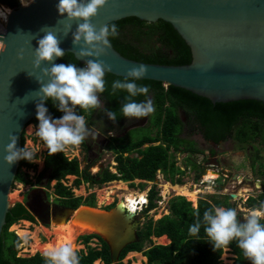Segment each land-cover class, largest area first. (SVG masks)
Returning <instances> with one entry per match:
<instances>
[{
    "label": "water",
    "instance_id": "95a60500",
    "mask_svg": "<svg viewBox=\"0 0 264 264\" xmlns=\"http://www.w3.org/2000/svg\"><path fill=\"white\" fill-rule=\"evenodd\" d=\"M18 1L16 8L3 6L11 12L0 34L6 47L0 53V242L11 209L9 196L21 162L7 166L3 150L9 135H15L17 148H22V133L36 116L37 100L33 92L41 85L35 79L39 70L34 71L32 65L37 39L44 35L40 29L52 28L62 38L60 47L65 54L72 55L82 66L86 63L76 56L79 46L72 45V32L78 22H73L72 31L63 37V18L56 11L58 0H32V3L29 0L31 4L27 7ZM128 18L170 24L192 54L189 66L143 64L147 73L140 81L183 90L213 105L248 101L264 104V0H107L91 23L99 29ZM21 50L24 58L18 60ZM99 59L111 66L106 74L120 79L142 64L122 57L112 43ZM242 178L236 174L233 180ZM155 183H159L158 177ZM230 199H237V195H231ZM54 213L62 220L53 224L78 221L83 224L84 233L99 238L109 251L111 264H120L122 253L141 242L139 231L144 218L124 207V201L108 211L81 205L77 210L54 209Z\"/></svg>",
    "mask_w": 264,
    "mask_h": 264
},
{
    "label": "trees",
    "instance_id": "16d2710c",
    "mask_svg": "<svg viewBox=\"0 0 264 264\" xmlns=\"http://www.w3.org/2000/svg\"><path fill=\"white\" fill-rule=\"evenodd\" d=\"M18 5V0H0V6L13 9ZM114 23L119 30V35L109 39L113 48L122 57L148 65L172 67L191 65V50L170 24L161 20L157 23H148L137 18H128ZM59 63H75L77 67H83L69 54H65ZM116 79L120 78L105 75L106 91L101 94L100 99L105 109L118 112L116 122L122 123L127 119L120 116L119 109L126 93L121 92L117 96L110 95L111 84ZM137 83L146 85L150 89L147 96L137 97V101L151 99L155 106V112L150 115L149 132L144 133L137 141L127 142L126 138L117 139L118 144L115 147H110L116 156V173H111L106 169L93 176L89 167L81 169V163L77 158L70 160L65 153L49 156L46 152V168L39 176V180L46 174H48L49 184L55 180L57 182L55 192L64 198L65 206L76 209L81 205L93 207L94 204L93 197L85 202L82 197H74L72 190L63 184L68 176L77 178L74 182L75 187H80L83 183H88L90 186H101L109 182L122 181L130 182L131 188L138 187L145 191L147 184L137 185L135 181L155 182L158 173L161 172L167 182L173 185H183L184 172L176 165L175 154H196L202 153V150L196 148L195 142L190 137L181 136L186 123L181 119L180 112L185 114L189 121L188 125L202 133L207 142L219 143L231 136L234 142L243 147L253 146L260 137L264 143V104L262 103L248 101L213 105L206 99L183 90L167 87L164 84L149 81H137ZM45 106L52 118L57 119L63 115L51 101L47 102ZM94 111L91 115L83 112L80 114L85 115L86 120L89 121ZM28 124L36 126L38 121L34 118ZM262 128L263 130H261ZM24 144L25 131L22 133V148ZM84 144L85 142L82 145ZM126 153L137 155L131 157L126 156ZM259 153L257 150L258 161L261 158ZM22 168L29 170L35 166L31 162L21 160L15 181L22 180ZM259 175L264 177V170L260 171ZM22 182L28 183L24 179ZM262 200H264V196H262ZM158 201H160L159 191L154 186L145 214L156 209ZM256 201V199H250L249 206L254 207ZM222 206H226V204L214 199L213 201L201 200L198 207L194 208L192 203L184 197L173 198L169 204L170 214L158 221L150 219L145 223L139 231L141 242L128 247L122 253L120 264H123V261L131 253H144L149 260L148 264H221L220 259L224 250H229L237 257L235 264H250L235 242H232L227 248L213 251L211 244L207 241L203 226L198 239L188 234L189 226L197 219V212L202 220L204 211ZM20 219L30 218L26 216L25 206L16 204L10 209L2 232L0 264H46L45 256L39 254L30 258L18 257L19 247L22 243L9 229ZM163 237H167L171 244L169 246H154L153 239ZM92 239H97L101 243V249L97 251L88 248V254H82L80 257V264H94L97 260L102 264H111L109 251L99 238L95 236L83 238L86 244H89ZM147 244H151L153 247L148 252H144Z\"/></svg>",
    "mask_w": 264,
    "mask_h": 264
},
{
    "label": "clouds",
    "instance_id": "9594fccd",
    "mask_svg": "<svg viewBox=\"0 0 264 264\" xmlns=\"http://www.w3.org/2000/svg\"><path fill=\"white\" fill-rule=\"evenodd\" d=\"M20 2L22 6L27 7L32 0L31 3L29 0ZM106 3L107 0H58L56 4L57 13L63 18V37H67L72 31V23L78 22L75 31L72 32V45L74 48L79 46L76 56L86 61L83 67H77L75 63H54L65 55L60 47L62 38H59L50 27L40 29L44 35L37 39L32 65L34 71L39 70V76L35 79L41 85L38 91L33 92L36 94L35 119L38 121L34 135L49 156L73 151L89 137L91 133L85 115L80 114L81 112L91 115L94 110L102 108L110 121L115 122L118 119V112L105 109L100 99L101 94L106 91L105 75L111 71V66L99 58L111 47L109 38L117 37L119 30L115 23L105 24L99 29L91 23ZM10 12V9L0 11V20L7 22ZM5 50V43L0 37V53H4ZM23 58L21 50L17 54V59ZM49 64L51 67H41ZM146 73L147 68L140 64L128 70L122 79H116L111 84L110 95L126 93L119 109L120 116L125 119H142L155 112L151 99L144 101L136 99L147 96L150 90L148 86L137 83ZM49 101L63 114L60 118L54 119L49 115L45 106ZM29 128L33 129L32 126ZM8 141L3 150V161L7 166L10 167L19 160L37 162L35 151L25 146L17 148L15 135H9ZM212 190L209 186V191ZM147 198V203L142 205L143 208L150 204V196ZM196 215V221L188 228L189 236L198 239L203 226L213 251L227 248L235 242L250 264H264V204L249 209L243 223L239 222L237 210L234 208H209L204 211L202 220L198 212ZM44 256L46 264H80V258L72 243L50 247Z\"/></svg>",
    "mask_w": 264,
    "mask_h": 264
},
{
    "label": "rangeland",
    "instance_id": "374dc122",
    "mask_svg": "<svg viewBox=\"0 0 264 264\" xmlns=\"http://www.w3.org/2000/svg\"><path fill=\"white\" fill-rule=\"evenodd\" d=\"M185 117V116H184ZM186 118V117H185ZM92 124H89V130H90V135L89 137H92V142L95 144V139L93 136L95 135L96 128L94 127L95 125V120L93 118ZM32 126L33 129L29 128ZM150 123H148L145 127H135L131 128L130 131L126 134L124 138H126L127 142L130 141H137L139 137H141L144 133H147L150 131L149 129ZM34 129L35 126L33 124H28L24 131H25V144L24 146L32 149L35 151L36 154V161L37 162H31L35 168L27 170L26 168L21 169V175H22V180L24 179L28 183L25 184L22 182V180L15 181L14 186L12 188V191L9 196V203L11 208L16 204L19 203L23 200V196L25 192L27 191L32 184L35 183V180L37 177H39L45 170L46 168V163H45V157H46V149H43L42 143L38 140V138L34 135ZM263 130V128L261 129ZM99 132L102 135H105V127L99 126ZM35 138V139H33ZM106 139V136L103 137ZM123 139V138H122ZM193 139H195V144L196 148L199 150H202V153L204 154H199L194 157L195 162L198 163L202 160V158L205 156H208V148L203 143V139L201 136L196 135L193 136ZM117 141L115 143H110L109 146H104V153L100 157V159L97 160L96 164L90 169L91 174H97L100 172L99 170L101 169V166L103 169H108L111 173H116V166L117 163L115 161V153L113 150L110 149V147H115L117 145ZM254 150H250L248 153L247 150L240 149L238 143H234L231 141L230 143H224L221 146L218 147L217 151L219 153L217 154L218 158L222 157H229L230 162L229 163H223L219 161L220 166L222 168H225L226 171L235 174L238 173L241 175V177H251L252 179H258V178H264L259 175L260 171L264 170V143H262V138H259V141L254 144ZM259 151L260 163H262L261 166H259V163H255L256 161V151ZM65 155L70 159L77 158L80 163H81V169H85L84 164V157L88 155V151L84 149L81 146L79 148L65 152ZM186 154H177V162L179 166L186 167V160L185 157ZM48 177V174L44 176V178ZM159 178V183L156 184L155 182H140V181H135L137 185L140 184H147V188L145 191H142L140 188H131L130 184L131 183H125V185H121L120 183L114 184L116 182L112 183H106L101 186L93 185L90 186L89 184L83 183L80 187H75L74 182L76 181L75 176H68L65 181H63V184L67 187H69L75 197H82L83 201L85 202L86 200L91 199L93 197V207L96 210L99 211H108L110 208L115 207L119 201H122L124 195L127 193V191H132V192H147V196L150 195L151 190L153 189L154 186L157 187V190L159 191V197L160 201H158V206L156 209L151 211L149 214H145L143 212L141 215L143 216V225L147 223L150 219H154L155 221H158L159 219L163 218L164 216H167L170 214L169 211V204L170 201L175 198V197H184L181 196L180 193H178L176 190L171 189L167 195L164 196L165 192V185L170 184L166 182L164 175L159 172L158 176ZM214 179L218 177V175L213 176ZM195 173L193 171L188 170L183 177V182L184 184L181 187H188V189L194 191V190H201L202 194L197 197L196 202H192L186 198L187 201L191 202L194 208H197L198 202L200 199H205L208 201H213L214 199H219L222 198V196H219L216 194V191L213 189L212 191H209V189H205L204 187H201V185L197 184L195 185ZM240 180L239 182H241ZM57 184L56 181L51 182L48 185L49 192L51 194L55 193V185ZM172 186V185H171ZM231 189V193L234 195H238L239 199L236 202V207L238 211L244 210L243 208H247V197L248 195H253L252 197H255L258 193V190L254 188L247 187L245 185L240 186L237 189V185H231V187H228ZM226 188V189H228ZM229 190V189H228ZM225 193V192H224ZM20 195V196H19ZM214 198V199H213ZM82 206H87V205H82ZM145 210V209H144ZM246 215L248 213H245ZM76 222V223H75ZM72 224L73 227L79 226L83 227L80 222L75 221ZM66 223H61L60 225L53 224V227H57L55 230H44L42 227L39 225H36L35 227L29 226L28 222H20L15 225H13L9 231L14 232L16 236L20 239L21 241V246L19 247V258H30L33 257L37 254L44 256V253L46 250L49 249V247H55L57 244L61 245L60 242H58L59 237L62 236V230L66 231L67 229L70 228V225H67ZM71 227V230H75V228ZM77 227V228H79ZM79 231V230H78ZM84 232V230H82ZM80 232V233H82ZM41 237V238H40ZM57 237V238H56ZM89 237L88 233H83L82 236L77 237L73 243L77 253H81V255H87L88 254V248H86L83 245V241L80 243H77V240L79 238H85ZM55 240L57 242H55ZM54 243V244H53ZM53 244V245H52ZM64 244V243H63ZM84 244L86 242L84 241ZM157 246H165V244H168V241H159L156 242ZM154 244V246H156ZM146 249L144 252H148L151 248L149 244L146 245ZM90 249L93 250H100L101 249V243L95 239L90 241L89 245ZM234 257L232 256L231 252L229 250H224L223 255L220 259L221 264H234ZM148 259H146L144 253L140 254L139 256H130V254L126 257V259L123 261V264H147ZM94 264H102L101 261L97 260Z\"/></svg>",
    "mask_w": 264,
    "mask_h": 264
},
{
    "label": "flooded vegetation",
    "instance_id": "af4514ba",
    "mask_svg": "<svg viewBox=\"0 0 264 264\" xmlns=\"http://www.w3.org/2000/svg\"><path fill=\"white\" fill-rule=\"evenodd\" d=\"M102 105H103V103H102ZM103 107H104V105H103ZM184 116H185V114L183 112H180L181 119L183 120L184 123H186V127L184 129H182L181 136L182 137H190V139H192V141H194V142H195V139H193V136H195V134L201 136L203 139L204 145L206 146V148H208V156H206V157L204 156L200 162L196 163L194 157L199 155V154H204V152L203 153H196V154L195 153L194 154L177 153V154H186V156L184 157L186 160V167L178 165L177 154H175L176 162H177L176 165L184 172V176L188 170L193 171L195 173V178H194L195 185L199 184V185H201V187H204L205 189H209V186H211L212 189H214L216 191L217 195L222 196V198H219L218 200L222 201L223 203L226 204V206H222L225 208L231 207V208H234L236 210L238 208L235 205L237 200L239 199L238 195H237V199H235V200L230 199V196L233 194L231 193V189L228 187H231V185L236 184L237 189L240 186L245 185L247 187L254 188V189L258 190V193L255 197H252L253 195H248V197L246 199L247 208H243L244 210H242V211L237 210L239 222L243 223L244 222L243 218L246 216L245 213H248L249 209L254 208V207H259L261 204H264V200H262V196H264V178L252 179L251 177H249V179H251V181H247L246 179L248 177H243L241 182H239L237 180H233V177L236 174L239 177H241V175L238 173L232 174V173L226 171L225 168L219 167L220 166L219 161H221L223 163H229L230 158L229 157H222V156L220 158H218V156H217V154L219 153V151H217L218 147L224 143H230L231 141H233V137L229 136L228 139H225V141H222L219 143L207 142L202 133H200L199 131L198 132L195 131L193 129V126L188 125L189 121ZM93 118L95 120L94 127L96 128L95 135L93 136V138L95 139V144L92 142V139H91L92 137H88L85 140V144L82 145V147L88 151V155H86L84 157V164H86L85 168L89 167V171L96 164L97 160L100 159V157L104 153V146H109L110 143H115V141H117V139L124 138L126 136V134L128 133V131H130L131 128H135L136 126L145 127L148 123H150V116L142 118V119H127L122 123H119L116 121L112 122L107 118V116L104 114L103 109L101 108V109H96L94 111V114L92 115V118L89 121L86 120L88 128H90L89 124H92ZM99 126L105 127V135L100 134ZM105 136H106V139L103 138ZM239 147H240V149L244 148L249 153L250 150H252V149L254 150L255 146L254 145L253 146L247 145V146L243 147V146L239 145ZM255 153H256L255 154L256 155L255 163L256 164L259 163V166H261L262 163H260V161H262V160L260 159V161H258L257 160V151ZM125 155L134 157L137 154L126 153ZM195 165H196V167H195ZM105 170L106 169H103L101 166V169L99 171L103 172ZM100 172H98V173H100ZM208 172H213L215 174L218 173L219 176L216 179H210L209 181H207L204 178L208 174ZM224 174H228V175L230 174V175L228 177H226V176H224ZM92 175L94 176L96 174H92ZM53 181H55V180H53ZM86 184H88V183H86ZM48 185H49L48 177H46V178L43 177L41 180H39V177H37L35 180V183L32 184V186H30L28 189H26L27 191L25 192V194L23 196V200L19 203H16V204L24 205L25 210H26V216L32 220L20 219L15 224L23 221V222H28L29 226H31V227H35L36 225H39L44 230H55L57 227H55V228L53 227V222H57L59 220H62V218L58 217L54 213V209H67V208L74 209L72 207L65 206L63 203L64 198L59 196L58 194H56V192L51 194L49 192V189L47 188ZM170 185L182 186V185H173V184H170ZM226 188H228L229 190ZM201 194H202V191H201L200 195ZM200 195H198V196H200ZM75 198H78V197H75ZM252 198L257 200L254 207H250L248 204V202ZM201 200H205V199H200L199 201H201ZM198 204H199V202H198ZM78 208H76L74 210H77ZM15 224H13V225H15ZM92 240H95V239H92ZM82 241H83V245L86 248H90L89 247L90 243L84 244L83 238H79L77 240V243H80ZM77 254H78L79 258L82 256L80 252ZM232 256L237 259V257L235 255H232ZM233 262H235V261H233Z\"/></svg>",
    "mask_w": 264,
    "mask_h": 264
},
{
    "label": "bare ground",
    "instance_id": "6f19581e",
    "mask_svg": "<svg viewBox=\"0 0 264 264\" xmlns=\"http://www.w3.org/2000/svg\"><path fill=\"white\" fill-rule=\"evenodd\" d=\"M3 9H8V8H4V7L0 6V11H2ZM4 23L5 22L2 20L3 26H4ZM214 175H216V174L213 172H208V174L205 176L204 179L209 181L210 179H214V177H213ZM117 183H120L123 186L125 185V183H121V182H116L114 184H117ZM171 189L176 190L178 193H180L181 196L188 198V200H190L192 202H196L198 195L201 193L200 190L196 189V190L192 191V190L188 189V187H186V186L181 187V186H171L170 184H166L164 196L167 195ZM147 197H148L147 192L142 193V192L127 191V193L124 195L122 201H124V207L130 209L131 211L136 212V211H138L139 208L142 209V205L144 206V204L147 203V200H148ZM66 224L70 225V228L67 229L66 231L62 230V236L59 237L58 242H60V244H63V243L75 244V243H73V241L77 237L82 236V234L84 233V232H82V230H84V228L81 229V227L76 226V225L73 227V225H71L72 221L67 222ZM71 227L75 228V230L74 231L71 230ZM77 227H79V228H77ZM78 229H79V231H78ZM80 232H82V233H80ZM165 240H166L165 238L160 239V241H165ZM55 242H57V241L55 240ZM56 245L59 246V244H57V243H56ZM139 255L140 254H137V253H131L130 254V256H139Z\"/></svg>",
    "mask_w": 264,
    "mask_h": 264
},
{
    "label": "crops",
    "instance_id": "0c3cea01",
    "mask_svg": "<svg viewBox=\"0 0 264 264\" xmlns=\"http://www.w3.org/2000/svg\"><path fill=\"white\" fill-rule=\"evenodd\" d=\"M137 181H140V182H146V181H142V180H137ZM115 182H119V181H115ZM122 183V182H121ZM127 183H130V182H127ZM170 183V182H169ZM163 238H165L166 240V242L168 241V244H165V246H169L170 244H171V242L167 239V237H163ZM163 238H161V239H163ZM160 241V239H153V242H154V244H156V242H159ZM151 247L150 248H152L153 246L151 245V244H149ZM156 246H157V244H156ZM137 254H139V253H137ZM233 255V254H232ZM147 259V258H146ZM234 261H236V258H234ZM148 262H149V260H148ZM148 264V263H147ZM234 264H235V262H234Z\"/></svg>",
    "mask_w": 264,
    "mask_h": 264
},
{
    "label": "built area",
    "instance_id": "2783aa9c",
    "mask_svg": "<svg viewBox=\"0 0 264 264\" xmlns=\"http://www.w3.org/2000/svg\"><path fill=\"white\" fill-rule=\"evenodd\" d=\"M5 29V24L4 26L2 25V20L0 21V34L4 32ZM149 204H146L144 208H147ZM144 208L142 207V209H138V213H143Z\"/></svg>",
    "mask_w": 264,
    "mask_h": 264
}]
</instances>
